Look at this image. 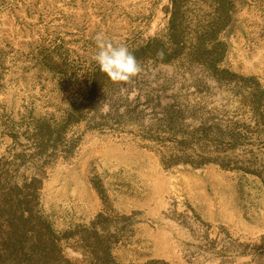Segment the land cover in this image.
I'll use <instances>...</instances> for the list:
<instances>
[{"label":"rangeland","instance_id":"obj_1","mask_svg":"<svg viewBox=\"0 0 264 264\" xmlns=\"http://www.w3.org/2000/svg\"><path fill=\"white\" fill-rule=\"evenodd\" d=\"M42 219L48 264H264V0H0V264Z\"/></svg>","mask_w":264,"mask_h":264},{"label":"clouds","instance_id":"obj_2","mask_svg":"<svg viewBox=\"0 0 264 264\" xmlns=\"http://www.w3.org/2000/svg\"><path fill=\"white\" fill-rule=\"evenodd\" d=\"M99 51L95 56L101 71L113 81H129L142 71L132 52L124 45L115 46L97 36Z\"/></svg>","mask_w":264,"mask_h":264},{"label":"trees","instance_id":"obj_3","mask_svg":"<svg viewBox=\"0 0 264 264\" xmlns=\"http://www.w3.org/2000/svg\"><path fill=\"white\" fill-rule=\"evenodd\" d=\"M33 223L35 224V227L28 229L26 232H22L21 236L24 238H32V235H35V237L38 236L41 241V244L39 245H42V247L35 244L34 246L26 247L25 249L22 247L23 240L19 239L15 241L12 237L8 236L12 239L11 242L8 239V242L11 244L8 253L11 256L12 264H48L47 253L53 252L56 254L55 249L53 248L56 245V238L52 227L43 219L40 224H37L35 220H33ZM64 264H69V262L66 261Z\"/></svg>","mask_w":264,"mask_h":264}]
</instances>
